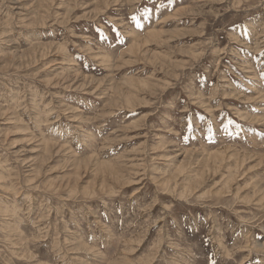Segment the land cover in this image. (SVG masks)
Instances as JSON below:
<instances>
[{
	"label": "rangeland",
	"instance_id": "374dc122",
	"mask_svg": "<svg viewBox=\"0 0 264 264\" xmlns=\"http://www.w3.org/2000/svg\"><path fill=\"white\" fill-rule=\"evenodd\" d=\"M0 27V264H264V0H0Z\"/></svg>",
	"mask_w": 264,
	"mask_h": 264
},
{
	"label": "bare ground",
	"instance_id": "6f19581e",
	"mask_svg": "<svg viewBox=\"0 0 264 264\" xmlns=\"http://www.w3.org/2000/svg\"><path fill=\"white\" fill-rule=\"evenodd\" d=\"M52 3V2H51ZM42 24V23H41ZM1 28V27H0ZM42 56V55H41ZM12 60V59H11ZM91 88V87H90ZM255 92V91H254Z\"/></svg>",
	"mask_w": 264,
	"mask_h": 264
}]
</instances>
